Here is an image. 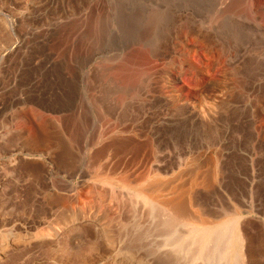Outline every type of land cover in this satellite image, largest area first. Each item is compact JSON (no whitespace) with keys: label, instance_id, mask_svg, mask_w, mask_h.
Listing matches in <instances>:
<instances>
[{"label":"rangeland","instance_id":"1","mask_svg":"<svg viewBox=\"0 0 264 264\" xmlns=\"http://www.w3.org/2000/svg\"><path fill=\"white\" fill-rule=\"evenodd\" d=\"M154 175L264 264V0H0V264H214Z\"/></svg>","mask_w":264,"mask_h":264},{"label":"bare ground","instance_id":"2","mask_svg":"<svg viewBox=\"0 0 264 264\" xmlns=\"http://www.w3.org/2000/svg\"><path fill=\"white\" fill-rule=\"evenodd\" d=\"M144 180L135 185L121 180L119 184L129 192L125 194L128 200L131 196L135 197L151 211L167 215L169 223L183 222L189 227L185 237L182 236L181 239L195 243L196 247H193L197 248L198 254L194 261L211 260L214 264H257L256 247L251 242V237H247L241 229V216L238 213L217 218L216 215H209L193 206L190 213H186L180 197L175 194L176 191L165 192L158 176L154 175L149 180Z\"/></svg>","mask_w":264,"mask_h":264}]
</instances>
